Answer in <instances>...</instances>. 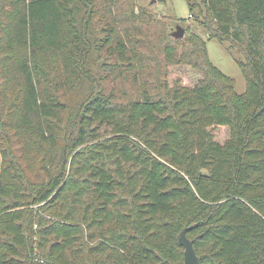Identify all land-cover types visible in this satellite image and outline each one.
<instances>
[{
    "label": "trees",
    "instance_id": "16d2710c",
    "mask_svg": "<svg viewBox=\"0 0 264 264\" xmlns=\"http://www.w3.org/2000/svg\"><path fill=\"white\" fill-rule=\"evenodd\" d=\"M185 1L207 38L237 53L243 93L206 38L189 26L173 37L135 0L126 18L117 0L6 1L0 264H181L184 229L198 264H264V0ZM92 57L134 91L116 100ZM172 66L202 76L170 83Z\"/></svg>",
    "mask_w": 264,
    "mask_h": 264
},
{
    "label": "rangeland",
    "instance_id": "374dc122",
    "mask_svg": "<svg viewBox=\"0 0 264 264\" xmlns=\"http://www.w3.org/2000/svg\"><path fill=\"white\" fill-rule=\"evenodd\" d=\"M7 0H0V18H5L7 20L11 9L9 8V3H6ZM129 0H117L118 9L114 11L116 16H122L126 18L130 13V7L128 6ZM134 11L137 12L138 8H144L148 14L153 16V21H159L164 23V27L167 32H172L175 30L177 26H181L183 28L190 27L191 31H194L200 34L202 37L206 38V48L209 60L213 65H215L219 70H221L224 74L228 75L234 81V89L238 94H241L246 89V81L244 75L239 67V63L237 59L239 58L236 52H231L228 50V43L222 42L217 38L210 37L207 38L206 32L200 27V25L196 22V20L190 16V10L188 4L185 0H135L134 3ZM143 20L145 17H142ZM130 21H128V24ZM134 23L140 24L143 28H146V25L139 22L135 19ZM154 22H152L153 24ZM125 24L122 22L118 23L119 29H121ZM135 26V25H134ZM154 29L155 27H151ZM160 29V27H158ZM157 30H151L150 40L155 41L154 49L157 50V54L161 57V47L162 44L159 43L155 38ZM136 36L137 32H136ZM6 38L3 40V44L0 43V70L3 68L4 62L2 59L7 56V44ZM3 57V58H2ZM49 60L52 61L54 65L57 66L60 75H62V65H61V57L59 54L50 55ZM37 60L42 61L45 60L37 55ZM113 61L111 65L108 67L107 64L102 63V60H96L95 58H91L88 62L89 70L97 77H101L104 80L103 87L107 90V92H112L115 95L118 101H123L124 97L122 94V88L126 91L132 93L135 89V85H132L130 81L126 83H122L118 70H111ZM169 70V82L172 83L176 78L179 79L180 83L185 85H190L195 83L202 75L200 72H196L190 69L187 66H172L168 68ZM151 70L149 71V73ZM5 80V77L0 76V84ZM88 92V85H83L82 87L71 90L68 93H65V100L69 99L73 101L76 97H82L84 94ZM214 135V138L220 142L228 136V129L224 126H216L210 129ZM1 148V146H0ZM19 154V152H18ZM28 161H30L31 166H36V160L32 155H27ZM23 166L26 164L25 159H21ZM29 172V171H28Z\"/></svg>",
    "mask_w": 264,
    "mask_h": 264
},
{
    "label": "water",
    "instance_id": "95a60500",
    "mask_svg": "<svg viewBox=\"0 0 264 264\" xmlns=\"http://www.w3.org/2000/svg\"><path fill=\"white\" fill-rule=\"evenodd\" d=\"M171 34L175 38H182L185 34V28L177 26ZM178 242L184 248V259L181 264H198V256L196 255L192 242L185 236V229L181 231Z\"/></svg>",
    "mask_w": 264,
    "mask_h": 264
}]
</instances>
